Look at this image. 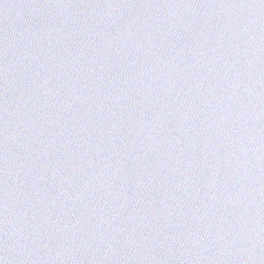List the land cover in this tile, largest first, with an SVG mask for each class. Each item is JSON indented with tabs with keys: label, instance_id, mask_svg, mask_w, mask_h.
Wrapping results in <instances>:
<instances>
[{
	"label": "water",
	"instance_id": "1",
	"mask_svg": "<svg viewBox=\"0 0 264 264\" xmlns=\"http://www.w3.org/2000/svg\"><path fill=\"white\" fill-rule=\"evenodd\" d=\"M0 264H264V0H0Z\"/></svg>",
	"mask_w": 264,
	"mask_h": 264
}]
</instances>
